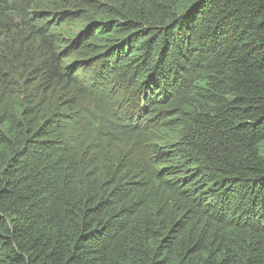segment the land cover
<instances>
[{
    "label": "trees",
    "instance_id": "obj_1",
    "mask_svg": "<svg viewBox=\"0 0 264 264\" xmlns=\"http://www.w3.org/2000/svg\"><path fill=\"white\" fill-rule=\"evenodd\" d=\"M0 264H264V0H0Z\"/></svg>",
    "mask_w": 264,
    "mask_h": 264
},
{
    "label": "rangeland",
    "instance_id": "obj_2",
    "mask_svg": "<svg viewBox=\"0 0 264 264\" xmlns=\"http://www.w3.org/2000/svg\"><path fill=\"white\" fill-rule=\"evenodd\" d=\"M77 134H78V132L76 134L71 135V136H75V138L77 139V141H79V144H81L80 140L78 139V135ZM81 135L82 136H87L84 133H81ZM87 137H89V136H87Z\"/></svg>",
    "mask_w": 264,
    "mask_h": 264
},
{
    "label": "bare ground",
    "instance_id": "obj_3",
    "mask_svg": "<svg viewBox=\"0 0 264 264\" xmlns=\"http://www.w3.org/2000/svg\"><path fill=\"white\" fill-rule=\"evenodd\" d=\"M45 104V103H44ZM50 107H51V105H50Z\"/></svg>",
    "mask_w": 264,
    "mask_h": 264
}]
</instances>
